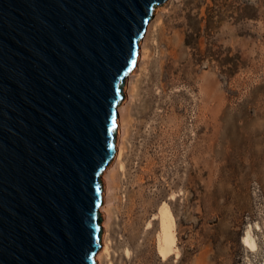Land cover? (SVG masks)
<instances>
[{
    "label": "rangeland",
    "instance_id": "rangeland-1",
    "mask_svg": "<svg viewBox=\"0 0 264 264\" xmlns=\"http://www.w3.org/2000/svg\"><path fill=\"white\" fill-rule=\"evenodd\" d=\"M143 39L120 106L124 202L103 229L100 264H264V0H169ZM117 169L114 159L109 175ZM163 202L178 251L165 261Z\"/></svg>",
    "mask_w": 264,
    "mask_h": 264
},
{
    "label": "water",
    "instance_id": "water-1",
    "mask_svg": "<svg viewBox=\"0 0 264 264\" xmlns=\"http://www.w3.org/2000/svg\"><path fill=\"white\" fill-rule=\"evenodd\" d=\"M169 0H0V264H97L103 176Z\"/></svg>",
    "mask_w": 264,
    "mask_h": 264
},
{
    "label": "bare ground",
    "instance_id": "bare-ground-1",
    "mask_svg": "<svg viewBox=\"0 0 264 264\" xmlns=\"http://www.w3.org/2000/svg\"><path fill=\"white\" fill-rule=\"evenodd\" d=\"M152 24L149 23L148 27L150 28ZM163 34L159 35V38L162 37ZM163 38V37H162ZM145 39H143V41H141L140 45L144 42ZM169 40L167 38H163L160 39V42L163 41L162 43L165 46H169ZM133 87V86H132ZM135 89V87H133ZM134 89H132L131 91L133 92ZM119 118H118V144H117V151H116V155H115V161H116V166H117V170L116 173L112 172L109 175V169L105 172L104 176H103V187H104V193H103V204L100 207V211L102 213H104V221L102 224V228L105 229L108 224L110 219L113 216V212L119 208V204L124 201H121L119 197H117V191L116 190V186H114V183L116 181L121 180L122 178L119 177V175L121 173H123L125 171L122 160H121V156L123 153V149L124 147L122 146V144L120 143V128L124 126V122L126 119H124V115H123V108L120 107L119 108ZM126 118V117H125ZM128 185L129 188H132V192L133 188L135 186V188H137L136 191L137 192V197L139 199L142 198V193H141V184L137 181V179L133 180H128ZM121 187H118V189L120 190ZM115 191V192H114ZM123 197V196H122ZM133 204V203H132ZM132 204H130V207L132 206ZM122 206V205H121ZM132 211V210H130ZM157 222H158V232L156 235V251L158 256L163 260H167L169 259L170 256L172 255H178V251H177V238H176V222H175V218L171 212V209L169 207V205L166 202H163L160 204L159 208H158V212H157V218H156ZM148 228L151 229L152 228V223L150 222L148 224ZM241 244L248 248L250 251H254L256 249V243L254 242V240L251 238L249 233H246L245 236L242 237L241 239ZM104 255H109V242L106 241V239L104 238L103 235V241H102V251L97 253L95 255V260L97 261V264L101 263V259Z\"/></svg>",
    "mask_w": 264,
    "mask_h": 264
}]
</instances>
